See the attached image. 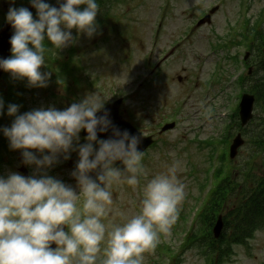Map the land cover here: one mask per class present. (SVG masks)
<instances>
[{
    "label": "clouds",
    "instance_id": "1",
    "mask_svg": "<svg viewBox=\"0 0 264 264\" xmlns=\"http://www.w3.org/2000/svg\"><path fill=\"white\" fill-rule=\"evenodd\" d=\"M31 5L36 19L23 7L7 12L6 22L13 29L11 56L0 59V70L27 80L30 87H45L48 76L40 69L51 51L44 41L59 50L72 41V29L92 37L99 4L63 0L56 8L31 0ZM103 105L98 93L62 111L49 107L17 115L19 106L8 105L7 115L15 119L0 131L10 149L19 150L23 163L37 170L76 150L72 176L79 191L47 175L0 177V264H143L144 253L156 249L161 235L171 236L185 199V185L176 175L179 162L148 180L137 213L121 223L109 220L112 214L124 216L113 213V187L135 188L147 171L137 137L114 129L113 138L97 140V129L105 132L111 124L106 112L97 116ZM3 110L0 99V114ZM81 130L87 133L86 142L73 149ZM118 161L122 169L114 167ZM97 170L92 179L89 173Z\"/></svg>",
    "mask_w": 264,
    "mask_h": 264
},
{
    "label": "rangeland",
    "instance_id": "2",
    "mask_svg": "<svg viewBox=\"0 0 264 264\" xmlns=\"http://www.w3.org/2000/svg\"><path fill=\"white\" fill-rule=\"evenodd\" d=\"M135 4L137 5V12L140 13L139 18L143 22V26L145 27L144 34L149 35L151 33V29H153L155 20L159 21L161 17L164 15V37L162 38V43H170L171 41L178 40L182 37L184 31L186 30L187 25L191 22H187L186 15L184 12L188 8H192V11L187 14V17H193V20L197 17L199 10L193 7H201V9L207 7L211 2L215 0H170V4L168 7H162L163 10H160L161 0H134ZM262 3H256L254 1L253 6L251 8L250 14L257 13L259 8L262 7ZM127 5H118L115 6V13L118 14L122 11L127 10ZM223 16L224 13L219 15L215 21V28L220 29L223 24ZM220 33V31H217ZM196 36L193 37L189 43L183 45L181 47L182 53L179 55V59L168 64L166 66V72L169 74V77H173L175 74H179L183 76L181 73V68H189L191 75H193V80L188 84L185 85H178L175 81H172L167 86H160L159 92L161 95V99L157 102L152 104L153 111H158L159 114L162 111L168 112L170 107L176 102L179 101L183 96L188 95L190 99L187 98L186 103H181L183 106V114L180 117H186V114L193 117L194 112L198 115V112L201 110V105L198 104L199 96L201 95V90L203 88V83L207 80L209 73L212 70L211 60L204 63V60L198 56L204 53L205 50L208 49L209 41L214 40V35L208 32L207 27L201 28L199 31L196 32ZM79 46L80 52L84 51L85 42L84 40L79 41L77 43ZM133 54V53H132ZM134 55L135 57L141 56L140 46L136 44L134 46ZM199 60V63L197 62ZM189 61V62H188ZM201 63V64H200ZM138 71V67H136V72ZM136 72L130 70V68L123 67L113 75L107 76V78L102 79L99 82V87H103V94L100 96L105 101L111 99L112 91H120L123 95H128L131 88V83L133 82V77L136 76ZM185 91H182L184 88ZM193 86H196L198 89H194ZM152 88L156 89V86H152ZM155 94L157 95V90H155ZM140 98L136 99L133 98L130 102L127 101L124 109H133L136 112L137 119H145L146 115V107L149 106L148 100L145 99L142 95L139 96ZM223 100V99H222ZM221 102L224 105H230L234 100V95L229 96L227 100H223ZM220 100L216 102L217 112L219 114L226 113L227 110L220 111ZM194 110V111H193ZM157 115H155L156 117ZM208 116V114H205ZM147 123V122H145ZM210 124L207 127L206 133L210 134L212 130H210ZM145 125H143L144 129ZM180 133V130L173 131L169 133L164 139L168 142V146H164L159 144V146L152 150L148 156L147 162H152V168L146 169L147 175H151V178L157 174L167 172L168 168L171 167L173 164L179 162L180 167L177 170V177L179 180L185 185L186 189L187 186L191 184V182L187 179L186 174L188 172V165L185 159L181 157H177L178 149L173 148L171 146L170 140L175 139ZM246 151L243 150L242 157H246ZM159 158V160H158ZM240 163V161L238 162ZM148 181H145L143 184V188ZM185 189V193L186 190ZM191 194L196 196V192L192 190ZM141 200L140 191L135 189L133 191L132 198H119V213H123L124 216L119 215L120 222H123V219L126 216H131L135 214L139 210V203ZM136 203V207H134ZM180 207V206H179ZM116 209H113V212ZM234 250L237 252V255L234 256L233 263L229 264H264V234L258 233L255 236L254 241L251 242V256L248 257L245 254V251L241 247H235ZM184 264H202L199 261L198 255L194 251H188L184 256Z\"/></svg>",
    "mask_w": 264,
    "mask_h": 264
}]
</instances>
